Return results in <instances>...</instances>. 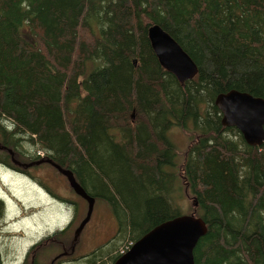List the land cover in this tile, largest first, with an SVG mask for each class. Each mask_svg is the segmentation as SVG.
<instances>
[{
    "label": "trees",
    "instance_id": "1",
    "mask_svg": "<svg viewBox=\"0 0 264 264\" xmlns=\"http://www.w3.org/2000/svg\"><path fill=\"white\" fill-rule=\"evenodd\" d=\"M151 25L190 57L193 80L160 67ZM231 90L264 99V0H0V162L35 145L110 207L118 232L85 264H113L182 215L172 127L194 140L181 166L206 225L194 264H264V144L221 125L214 100Z\"/></svg>",
    "mask_w": 264,
    "mask_h": 264
},
{
    "label": "rangeland",
    "instance_id": "2",
    "mask_svg": "<svg viewBox=\"0 0 264 264\" xmlns=\"http://www.w3.org/2000/svg\"><path fill=\"white\" fill-rule=\"evenodd\" d=\"M167 135L175 153V201L182 215H191L193 197L181 166L194 140L177 127H172ZM20 149L23 151L20 161L28 163L37 148L25 144ZM28 171V175L14 172L0 162V201L4 206L0 219V264H25L27 260L29 264L36 250L39 251L36 261L40 264H51L63 251L64 257L61 255L55 264H85L81 259L116 233L117 223L110 207L97 199L90 221L79 234L74 252L70 253L75 230L86 216L87 203L51 166L43 164ZM61 231L64 235L51 238ZM129 243H121L124 245L119 250Z\"/></svg>",
    "mask_w": 264,
    "mask_h": 264
},
{
    "label": "water",
    "instance_id": "3",
    "mask_svg": "<svg viewBox=\"0 0 264 264\" xmlns=\"http://www.w3.org/2000/svg\"><path fill=\"white\" fill-rule=\"evenodd\" d=\"M147 38L160 67L173 75L181 85L198 75L197 67L190 57L161 27L149 26ZM214 105L220 112L223 127L235 128L250 147H260L264 144L263 98L231 90L217 95ZM0 149L6 148L0 147ZM6 151L13 165L21 168L51 165L67 180L73 192L86 201V216L74 233V242H76L79 234L90 221L95 199L87 195L71 171L63 169L50 159L24 164L15 159L12 150ZM205 233L206 225L201 218L193 214L178 216L151 229L135 241L113 264H194L193 250Z\"/></svg>",
    "mask_w": 264,
    "mask_h": 264
},
{
    "label": "flooded vegetation",
    "instance_id": "4",
    "mask_svg": "<svg viewBox=\"0 0 264 264\" xmlns=\"http://www.w3.org/2000/svg\"><path fill=\"white\" fill-rule=\"evenodd\" d=\"M5 166V165H4ZM8 167V166H7ZM11 168L12 171L14 172H18V173H23V174H26L28 175L30 172L28 171L29 168L27 169H23V168H18V167H13V166H9ZM86 227V226H85ZM116 232H118V227L116 228ZM62 243V242H60ZM77 241L74 242V238L72 239V243H71V246H70V253H73L74 252V248H75V245H76ZM73 247V251L71 250V248ZM63 248V247H62ZM67 251V250H65ZM64 251L61 253V255L64 257L63 255ZM62 256L60 258H58L57 260H54V262L52 261L51 263L55 264L58 260H60L62 258ZM69 256V255H68Z\"/></svg>",
    "mask_w": 264,
    "mask_h": 264
},
{
    "label": "built area",
    "instance_id": "5",
    "mask_svg": "<svg viewBox=\"0 0 264 264\" xmlns=\"http://www.w3.org/2000/svg\"><path fill=\"white\" fill-rule=\"evenodd\" d=\"M38 154L40 155V156H43V153L42 152H38ZM124 252V251H123Z\"/></svg>",
    "mask_w": 264,
    "mask_h": 264
}]
</instances>
